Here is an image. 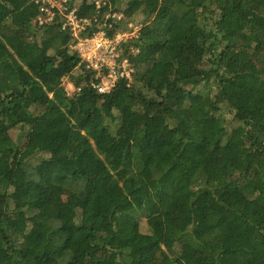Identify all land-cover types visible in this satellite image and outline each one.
<instances>
[{"label": "trees", "instance_id": "obj_1", "mask_svg": "<svg viewBox=\"0 0 264 264\" xmlns=\"http://www.w3.org/2000/svg\"><path fill=\"white\" fill-rule=\"evenodd\" d=\"M36 1L0 0V264H264V0H107L142 26L104 94L94 2Z\"/></svg>", "mask_w": 264, "mask_h": 264}, {"label": "built area", "instance_id": "obj_2", "mask_svg": "<svg viewBox=\"0 0 264 264\" xmlns=\"http://www.w3.org/2000/svg\"><path fill=\"white\" fill-rule=\"evenodd\" d=\"M71 0H37L40 5V24L54 20L56 13L68 10ZM97 11L93 17H78L73 8L65 13L63 27L73 30L75 36L94 24L104 27L94 31L91 36L78 38L72 46L77 52L79 66L84 67V77L89 78V85L99 93H108L121 79H132L134 67L132 60L125 54V49L130 41L137 38L141 24L129 23L128 31H119L114 28L116 21L122 19V14L113 11L103 13V6L107 0H92ZM102 20L104 21L102 23ZM111 34V35H110ZM131 53L137 52L133 46H128ZM83 64V65H82ZM63 85L68 96L81 92L82 87L77 86L69 78L63 79Z\"/></svg>", "mask_w": 264, "mask_h": 264}, {"label": "rangeland", "instance_id": "obj_3", "mask_svg": "<svg viewBox=\"0 0 264 264\" xmlns=\"http://www.w3.org/2000/svg\"><path fill=\"white\" fill-rule=\"evenodd\" d=\"M66 198H67V196H66ZM183 225V227H187V224H182Z\"/></svg>", "mask_w": 264, "mask_h": 264}]
</instances>
